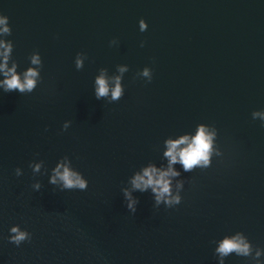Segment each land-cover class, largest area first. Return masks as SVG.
<instances>
[{"label": "water", "instance_id": "obj_1", "mask_svg": "<svg viewBox=\"0 0 264 264\" xmlns=\"http://www.w3.org/2000/svg\"><path fill=\"white\" fill-rule=\"evenodd\" d=\"M0 19V64L37 72L0 84V264H264V0H0ZM201 129L209 164L186 171ZM58 166L87 189L51 184ZM146 168L179 173V204L133 187Z\"/></svg>", "mask_w": 264, "mask_h": 264}, {"label": "clouds", "instance_id": "obj_2", "mask_svg": "<svg viewBox=\"0 0 264 264\" xmlns=\"http://www.w3.org/2000/svg\"><path fill=\"white\" fill-rule=\"evenodd\" d=\"M4 19H0V23H4ZM141 31H145L147 26L143 19L140 21ZM5 33L9 32L7 26L3 29ZM7 59V49L5 50V60ZM32 62L34 64L39 63L38 57H33ZM77 67H80V61H77ZM0 70H4L6 78L0 82L2 84L5 92L19 91L20 93H30L36 87V80L34 77L37 76V72L34 69H29L25 73L24 80L21 81L19 76L15 73L14 68H6L5 64H0ZM123 71V69H121ZM11 73V75H8ZM144 76H149V72L145 69ZM151 78H149V81ZM98 88L96 90L97 99L108 96L109 87L106 83L105 79L98 78L96 80ZM121 88L119 83L115 88L112 89L111 98L113 101H118L121 97ZM66 129V126H65ZM186 137L181 138L178 141H169L168 151L165 153L167 157L170 158L169 163L177 162V145L184 143ZM211 135H206L204 130L201 129L198 134L193 138L192 142L185 147L183 150L179 152V162L183 165V168L188 171L193 169L196 166H207L209 164V154L211 151ZM16 175H21L19 168L16 170ZM34 171H39V166L37 165ZM55 174L52 176L49 181L51 184L55 185L57 183V179L62 182V189H79L86 190L87 183L81 176L77 173L70 171L67 167L61 172L59 166L54 170ZM157 170L155 168H146L144 170L143 175H137L132 180V185L135 189L140 191L146 190L149 186L152 187L153 192L156 194V201L159 203L161 199H164V202L171 206L173 204L180 203L179 195L172 196L170 181L168 179L169 175L177 176L178 172L173 171L169 168L167 171L159 172L157 175ZM37 190L40 189V184L37 183L34 186ZM130 194L125 191V196H129ZM171 197V198H168ZM135 201H129L128 207L135 212V208L133 207ZM11 235L9 236L10 242L15 243L16 245H20L22 242L31 239V234L26 230H21L20 226L14 224L10 228ZM219 253L222 255H228L230 253H237L238 255H248L249 247L246 243H244L240 239L236 238H225L221 243L220 247L217 249Z\"/></svg>", "mask_w": 264, "mask_h": 264}]
</instances>
